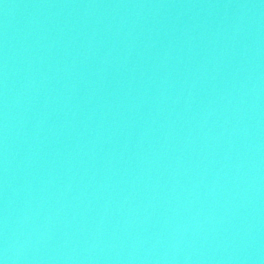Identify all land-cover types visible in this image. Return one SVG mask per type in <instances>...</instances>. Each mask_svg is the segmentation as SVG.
Here are the masks:
<instances>
[{
	"label": "water",
	"instance_id": "1",
	"mask_svg": "<svg viewBox=\"0 0 264 264\" xmlns=\"http://www.w3.org/2000/svg\"><path fill=\"white\" fill-rule=\"evenodd\" d=\"M0 264H264V0H0Z\"/></svg>",
	"mask_w": 264,
	"mask_h": 264
}]
</instances>
